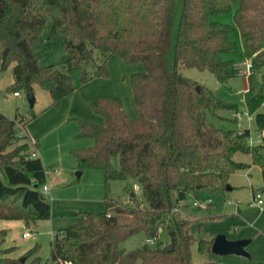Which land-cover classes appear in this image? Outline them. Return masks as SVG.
Returning a JSON list of instances; mask_svg holds the SVG:
<instances>
[{"label": "trees", "instance_id": "1", "mask_svg": "<svg viewBox=\"0 0 264 264\" xmlns=\"http://www.w3.org/2000/svg\"><path fill=\"white\" fill-rule=\"evenodd\" d=\"M177 0H0V80L9 66L13 84L6 93H32L39 86L59 107L75 90L71 80L81 74V84L107 75L108 59L127 66L140 64L142 72L130 76L138 119L130 120L119 99L91 103L103 118L100 127L79 121L78 140L92 146L73 151L79 172L104 174L105 189L112 181L132 179L146 205L127 208L105 198L103 214L79 213L78 224L60 230L50 244V263L37 257L38 247L14 259L15 250L4 249L6 231H0V264H192L189 234L191 221L176 218L173 197L182 200L200 190L225 191L236 172L248 168L237 163V154H248L251 166L260 169L264 183V0H184L172 49L173 10ZM236 7L233 17L243 59L249 62L244 104L254 115L261 143L249 146L248 130L223 132L206 123V113L217 116L233 109L212 91L185 79L179 67L214 75L219 83L238 77L239 71L221 56L237 50L229 42L232 28L211 20ZM50 39L60 38L67 60L58 69L41 68L33 48L47 20ZM100 59V65L94 62ZM95 65L89 73L86 67ZM1 95V91H0ZM15 122L0 114V221H16L27 228L47 221L51 207L40 192L46 184L42 161L32 158L26 137H18ZM35 149H36V145ZM118 168H114V162ZM136 200L130 195V203ZM165 230L171 251L156 246L126 253L120 246L135 235L148 242ZM212 241L201 240L200 254H211Z\"/></svg>", "mask_w": 264, "mask_h": 264}, {"label": "rangeland", "instance_id": "2", "mask_svg": "<svg viewBox=\"0 0 264 264\" xmlns=\"http://www.w3.org/2000/svg\"><path fill=\"white\" fill-rule=\"evenodd\" d=\"M184 0H177L173 10L172 20V49L168 56L169 68L174 69V42L178 32L181 18V10ZM236 7L223 16L212 17L211 20L220 25L232 28L229 34V42L236 45L237 50L226 53L220 57L222 62H231L241 73L249 64L243 59V44L240 35L234 27L233 17ZM52 20H47L44 25L38 43L32 49L34 54L40 56L39 66L48 68L55 66L61 68V64L67 60V53L60 38L50 39ZM264 42V41H263ZM264 49V44H263ZM100 65V59L94 62ZM107 75L95 78L92 81L81 84V74L72 75V82L76 90L65 99L59 107L51 108V99L39 86L32 87L35 98L33 108L29 107L26 94L19 93V97L6 93V89L13 84L14 65L4 72L0 80V114L10 121L15 122V131L18 137L30 138L33 145L39 144L38 150H33L42 160L46 169L48 194L45 199L51 207V216L47 221L37 222L36 225L27 228L23 223H3L0 221V231H6L7 236L4 249L15 250L10 254L14 259H21L27 251L38 247L37 257L43 263H50V244L53 237L60 230L70 228L78 224L77 214H103L106 211L105 198L123 207H143L145 202L137 192V183L132 179L112 181L108 185L109 192L105 189L104 174L96 170L79 172L76 169V160L72 157L75 150H85L92 146L90 140H78L80 132L79 121L88 122L100 127L104 124L103 118L91 111L90 105L94 101L119 99L122 109L128 119L135 120L139 112L134 104L130 76L142 72L140 64L127 66L120 59L110 57L107 61ZM96 66L86 67L89 73L95 71ZM178 72L185 79L195 82L198 86H204L212 91L215 97L225 105L233 109L220 111L217 116L206 113L205 120L215 129L227 131L248 130L251 141H257L256 124L254 115L249 114L248 119L238 120L237 114L248 112L244 104L245 79L232 78L225 83H219L214 75L208 72H199L195 69L188 70L179 67ZM260 79H264V70L259 71ZM264 114V107L259 110ZM37 157V158H38ZM237 163L251 166L248 154H237ZM114 168H118L115 161ZM56 170V173H53ZM246 170V169H245ZM53 171V172H52ZM78 173L80 176L76 175ZM245 171L234 173L238 189L226 193L225 191L200 190L195 195L187 193L183 200L177 201L174 215L176 218H184L191 221L189 234L193 239L190 246L192 264H264V204L263 211L252 204L250 184L254 186V193L260 194L264 202V183L257 169L251 170L249 183L245 177ZM138 187V186H137ZM135 194L136 200L130 205V195ZM132 204V203H131ZM197 204V207L193 205ZM30 238H23L25 233ZM158 240L148 242L144 235H135L124 242L120 248L126 252L135 251L137 248L147 246L150 249L159 246L162 249L170 244L169 235L165 230L158 233ZM217 236H224L228 242L249 241L245 252L249 258L238 256L220 257L208 254L202 255L197 249L201 240L211 242Z\"/></svg>", "mask_w": 264, "mask_h": 264}, {"label": "water", "instance_id": "3", "mask_svg": "<svg viewBox=\"0 0 264 264\" xmlns=\"http://www.w3.org/2000/svg\"><path fill=\"white\" fill-rule=\"evenodd\" d=\"M26 98L29 103V107L33 108L35 104V98L32 93L26 94ZM79 177L80 175L76 173ZM231 188L228 186L225 191L229 192ZM249 244V241H237V242H228L224 236H217L214 238L211 246V253L215 256L226 257V256H238L243 258H249V255L245 252L246 246ZM171 251V246L168 245L163 249V253L167 254Z\"/></svg>", "mask_w": 264, "mask_h": 264}, {"label": "built area", "instance_id": "4", "mask_svg": "<svg viewBox=\"0 0 264 264\" xmlns=\"http://www.w3.org/2000/svg\"><path fill=\"white\" fill-rule=\"evenodd\" d=\"M250 69H251V65L248 64V65L246 66L245 70L242 71L241 73H239V74H240V77H243V78L245 79V86H244V89H243L244 91H245V89L247 88L248 77H249V71H250ZM13 97L18 98L19 95H18V94H13ZM248 117H249L248 112H247V113H246V112H242V114H237V115H236V118H237L238 120H240V119H242V118H246V119H248ZM261 139H262V137H261L260 135L257 136V141H256V142H255V141H251V138H250V139L248 140V145H249V146H256V145H259V144L261 143ZM29 145H31L32 149L36 151L35 146H34L32 143L29 142ZM31 157H32V158H36L37 156H36V154L33 152L32 155H31ZM55 172H56V170L54 171V173H55ZM136 188H137V192L140 193V188H138V187H136ZM40 192H41V194H42L43 196H46V195L48 194L49 191H48V188H47L46 184H45L44 186L41 187ZM252 204H253L254 206H256V207L259 209L260 212L263 211V209H262L263 200H261V196H260V195H255V196H253V198H252ZM130 205L133 206V204H131V203H130ZM29 237H30V234H29V233H25V235H23V238H24V239H25V238H29ZM65 264H69V263H65Z\"/></svg>", "mask_w": 264, "mask_h": 264}, {"label": "crops", "instance_id": "5", "mask_svg": "<svg viewBox=\"0 0 264 264\" xmlns=\"http://www.w3.org/2000/svg\"><path fill=\"white\" fill-rule=\"evenodd\" d=\"M238 132H242V131H238ZM27 139L29 140V142L31 143V141H30V138H29V136L27 135ZM252 140V139H251ZM37 147H36V150H38V147H39V144H37L36 145ZM37 157H38V155H36ZM40 159V158H39ZM41 160V159H40ZM42 161V160H41ZM236 161V160H235ZM237 162V161H236ZM251 162V161H250ZM43 163V162H42ZM44 166V165H43ZM252 169H257L258 171H259V174L261 175V172H260V169H258V168H256V167H253V166H248V168H246V170H244L245 171V177L247 178V181H248V183L250 182L249 181V177L251 176V170ZM53 172V171H52ZM54 173V172H53ZM56 173V172H55ZM46 176V175H45ZM261 177V176H260ZM46 184H47V176H46ZM250 184V183H249ZM228 185H229V187L231 188V190L229 191V192H233V191H235V190H237L238 189V185L236 184V181H235V179H234V177L231 175L230 176V178H229V180H228ZM137 187V186H136ZM250 190H251V200H252V198H253V196H255V195H260V194H255L254 193V186L253 185H251L250 184ZM226 193H229V192H227V191H225ZM132 195V194H131ZM183 198H184V196H183ZM183 198H182V200H183ZM182 200H178V201H182ZM262 200V199H261ZM263 204H264V202H263ZM194 207H197V204H194L193 205ZM263 209V208H262ZM3 223H8V224H10V223H21V222H16V221H9V222H4V221H2ZM22 224V223H21ZM27 233V232H26ZM25 235V234H24ZM30 237H31V235H30ZM29 237V238H30ZM213 242V241H212Z\"/></svg>", "mask_w": 264, "mask_h": 264}]
</instances>
